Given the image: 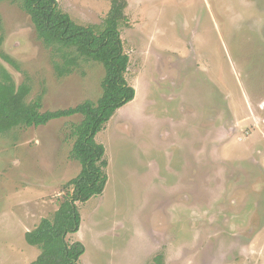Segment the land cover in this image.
Masks as SVG:
<instances>
[{"label":"rangeland","instance_id":"1","mask_svg":"<svg viewBox=\"0 0 264 264\" xmlns=\"http://www.w3.org/2000/svg\"><path fill=\"white\" fill-rule=\"evenodd\" d=\"M120 25L134 98L95 140L107 181L78 202L79 264H264V0H124ZM100 25L112 0H56ZM20 0H0V79L27 83L41 110L101 94L102 64L57 76ZM74 114L0 133V264H30L24 238L51 218L80 171Z\"/></svg>","mask_w":264,"mask_h":264},{"label":"trees","instance_id":"2","mask_svg":"<svg viewBox=\"0 0 264 264\" xmlns=\"http://www.w3.org/2000/svg\"><path fill=\"white\" fill-rule=\"evenodd\" d=\"M20 4L29 15L38 38L60 57V62L54 63L57 76L67 75L88 61L99 62L104 69L101 94L96 101L86 99L55 110H41L39 97L27 101L29 84L16 85L5 69L1 71L0 133L15 127L43 125L74 114L82 116L70 127L74 138L70 157L80 163V171L64 186L52 217L41 218L34 228L24 233L26 242L40 250L30 264H79L84 245L78 240L69 243L65 236L79 229L81 217L77 203L101 194L107 181L105 148L95 136L114 112L135 95L125 76L129 56L124 51L119 30L127 21L123 11L125 1L112 0L100 25L76 23L58 7L56 0H20ZM161 259V255L154 258L156 264H160Z\"/></svg>","mask_w":264,"mask_h":264}]
</instances>
